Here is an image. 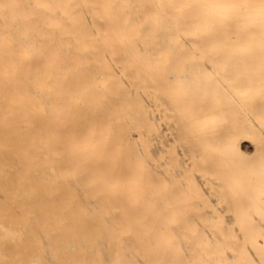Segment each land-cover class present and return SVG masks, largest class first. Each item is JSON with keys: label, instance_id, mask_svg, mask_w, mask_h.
I'll return each mask as SVG.
<instances>
[{"label": "bare ground", "instance_id": "obj_1", "mask_svg": "<svg viewBox=\"0 0 264 264\" xmlns=\"http://www.w3.org/2000/svg\"><path fill=\"white\" fill-rule=\"evenodd\" d=\"M0 264H264V0H0Z\"/></svg>", "mask_w": 264, "mask_h": 264}]
</instances>
